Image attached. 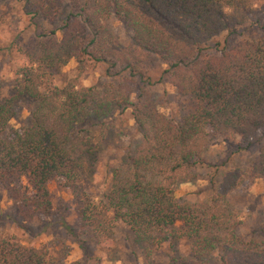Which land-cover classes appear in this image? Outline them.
Here are the masks:
<instances>
[{"label": "trees", "instance_id": "obj_1", "mask_svg": "<svg viewBox=\"0 0 264 264\" xmlns=\"http://www.w3.org/2000/svg\"><path fill=\"white\" fill-rule=\"evenodd\" d=\"M15 1L33 35L18 50L25 63L14 90L35 104L31 125L12 130L13 102L0 101V184L18 213L15 223L30 231L32 223L51 217L54 181L72 191L79 187L93 147L75 131L77 125L131 110L140 144L128 166L113 174L107 194L98 201L81 197L78 229H66L88 259L73 264L94 258L88 245L109 251L118 223L144 247L146 260L181 239L189 243L190 257H170L167 264H264V242L239 235L227 202L243 179L264 180V39L213 43L249 24L256 0ZM114 21L132 31L129 46L118 43ZM150 58L165 66L155 81L146 70ZM72 61L75 76L62 75ZM97 65L120 80L102 89L80 86L78 76ZM164 80L192 104L180 121L165 116L162 99L145 87ZM210 136L238 137L247 143L240 150L255 145L257 155L248 171L231 169L213 183L210 202H182L176 187L205 164L200 157ZM0 264L56 263L46 248L3 236Z\"/></svg>", "mask_w": 264, "mask_h": 264}, {"label": "rangeland", "instance_id": "obj_2", "mask_svg": "<svg viewBox=\"0 0 264 264\" xmlns=\"http://www.w3.org/2000/svg\"><path fill=\"white\" fill-rule=\"evenodd\" d=\"M255 4V12L249 24L239 29L236 35H219L213 43L234 46L246 40L264 39V0H256ZM44 24L52 28L51 25ZM29 25V18L24 15L20 4L15 0H0V101L11 99L13 102L10 122L12 130L29 127L35 108V104L29 99L16 97L14 90L17 70L25 63L18 50L33 35ZM112 32L121 46L131 44L132 31L128 27L114 21ZM76 68V63L72 61L61 74L74 77ZM164 69L165 66L155 58H150L146 63V70L152 81L157 80ZM116 72H120V68ZM114 74L115 71L111 73L107 66L97 65L79 75L78 80L82 87L102 89L110 82L120 80ZM121 74L124 76L125 73ZM60 78V75L56 76L57 80ZM54 84L62 85L59 81H54ZM145 87L162 99L160 110L168 118L180 121L192 109V104L179 98L167 80L152 88ZM136 95L137 93H133V100ZM75 131L90 140L93 152L88 155V168L77 189L72 191L64 188L61 180L50 185L53 212L49 219H45L43 223H32L30 231L22 230L12 219L18 213L11 204L6 189L0 184V237L14 236L28 248L44 247L56 264H73L88 259L86 252L79 247L66 227L78 229L81 197L85 195L98 201L107 194L113 174L128 166L141 141L131 110L114 111L103 120L88 118L77 125ZM208 139L207 148L200 157L205 164L194 167L191 171L192 179L176 187V198L182 202H210L214 195L213 183L217 186L223 174L231 169L248 171L257 155L255 145L240 150L247 143L238 137L210 136ZM251 140L255 141V138ZM227 202L240 223L239 235L246 241L264 242V180L243 179L228 196ZM110 238L112 245L109 251L88 245V255L94 256L92 260L89 259L88 264H167L170 257H190L189 243L180 239L172 240L162 249L155 250L152 258L146 260L143 255L144 247L137 245L131 230L119 223Z\"/></svg>", "mask_w": 264, "mask_h": 264}]
</instances>
